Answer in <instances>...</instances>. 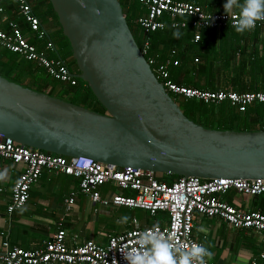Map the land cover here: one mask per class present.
Wrapping results in <instances>:
<instances>
[{"label": "water", "instance_id": "water-1", "mask_svg": "<svg viewBox=\"0 0 264 264\" xmlns=\"http://www.w3.org/2000/svg\"><path fill=\"white\" fill-rule=\"evenodd\" d=\"M104 113L0 75V136L117 168L201 179L264 178V129L208 128L190 120L142 55L118 0H49Z\"/></svg>", "mask_w": 264, "mask_h": 264}, {"label": "built area", "instance_id": "built-area-1", "mask_svg": "<svg viewBox=\"0 0 264 264\" xmlns=\"http://www.w3.org/2000/svg\"><path fill=\"white\" fill-rule=\"evenodd\" d=\"M13 1L35 39H44L45 32L40 29L39 18L33 13L27 0ZM137 1L145 8V13L135 19V23L143 32L139 49L146 57L158 82L174 100L194 99L206 105L225 102L238 112L245 111L253 103H264V90L214 91L178 84L170 78L169 72V67L178 64L172 57L175 50L172 49L170 57H165L161 61L149 53L150 33L165 29L167 26L172 29H190L194 33L193 42H198L202 29L233 27L239 13L228 12V16L225 13H207L199 5L181 0ZM209 18L210 20L206 22ZM255 27L264 28V20L257 21ZM0 47L34 62L53 79L70 86L76 84V77L62 60L46 57L27 40L26 35L13 22L8 23L7 31L0 29ZM52 48V43L46 41L45 49ZM4 160L22 167L11 189L8 213L24 205L30 187L37 181L41 172L47 170L77 179L79 191L88 196L93 203L139 208L152 215L163 212L167 220L163 224L141 228L133 219V226L130 229L122 234L110 236L106 243L87 240L75 246H68L65 243V231L59 226L46 242L32 249L11 246L4 241L3 251L0 252V264H116V262L127 264L117 247L121 250L145 251L146 249L139 248L137 244L141 233L158 235L168 243L174 256L178 257L177 249L189 251L193 246L202 245L192 235L195 216L218 217L233 229L250 230L264 235V210H242L224 198L228 191L249 196L261 195L264 193V178L179 177L171 184H167L158 180V174L150 170L117 168L89 158H66L62 155L48 154L0 136V162ZM109 182L120 190H132L134 194L128 196L115 193L109 201L102 199L99 187ZM74 195V192H70L64 201L67 211L71 210L74 204ZM259 258L264 260V253H260ZM203 259L204 264H212L207 256Z\"/></svg>", "mask_w": 264, "mask_h": 264}, {"label": "crops", "instance_id": "crops-1", "mask_svg": "<svg viewBox=\"0 0 264 264\" xmlns=\"http://www.w3.org/2000/svg\"><path fill=\"white\" fill-rule=\"evenodd\" d=\"M47 1L27 0L36 16L45 12ZM181 1L199 5L207 13H225V0ZM10 2L0 0V29L7 31L9 22L22 26L27 40L39 41L43 50H46L47 37L35 39L25 20L21 19L17 4ZM229 12L239 13V10L233 8ZM39 22L40 29L47 36L60 28L53 15L42 16ZM175 30L180 35L176 38L171 33L164 36L163 52L158 45L154 56L157 60L158 57L164 60L170 57L172 49L175 50L172 57L178 64L169 67L170 76L176 75V79L182 81L183 85L214 91L264 90V28L255 27L244 33H237L230 26L206 28L200 31L198 42H193L194 33L190 29ZM21 171L20 165L7 160L0 162V252L3 251L4 241L23 249L39 247L59 226L65 231V243L75 246L87 240L106 243L110 236L130 229L133 219L141 228L163 224L167 220L163 212L152 215L139 208L93 203L79 191L77 179L47 170H43L30 187L24 205L8 213L11 189ZM70 192L75 193L74 204L67 211L64 201ZM99 193L102 199L108 201L115 193L128 196L134 194L132 190H120L110 182L99 187ZM225 198L242 210L264 208V193L249 196L228 191ZM122 217L126 219L121 220ZM192 235L212 253L211 258L208 257L212 264H264V260L259 258V254L264 253V235L260 233L233 229L218 217L195 216Z\"/></svg>", "mask_w": 264, "mask_h": 264}, {"label": "trees", "instance_id": "trees-1", "mask_svg": "<svg viewBox=\"0 0 264 264\" xmlns=\"http://www.w3.org/2000/svg\"><path fill=\"white\" fill-rule=\"evenodd\" d=\"M10 1L13 3V0ZM118 1L121 4L122 12L128 27L137 45L140 47L143 32L134 21L143 13L144 8H142L141 4L137 0ZM47 14L54 16L55 22L58 26L56 14L52 9L49 0L47 1L45 12L41 14V16L38 15L37 17L41 19L42 16L45 17ZM21 19H23V17ZM19 28L22 31L23 27L21 26ZM176 31L177 30L175 29H169L167 26L164 30H157L148 34L150 42V55H154L156 53L158 45L161 46V51L163 52V37L167 36L168 33L173 34ZM163 32L166 34L163 35ZM46 37L47 39H45ZM44 39L52 43V49L43 50L44 47L39 43V41L33 39H28V41L33 43L36 49L42 51L46 57L59 58L70 72L76 73L77 67L72 57L70 46L64 37L62 30L58 27L57 32L52 35L47 36L45 33ZM67 56H70L72 61L65 60ZM162 59L163 57H158V61H161ZM0 75L28 88L45 92L51 96L84 106L93 111L104 113L103 107L97 102L85 81L76 78V84L74 86L62 83L48 76L45 70L37 66L34 62L26 60L18 54L12 53L4 48L0 50ZM170 78L178 84H183L182 81H178L176 79V75L174 76L171 74ZM175 101L187 118L201 124L204 127L237 130L264 129V103H253L249 105L245 111L238 112L236 108L229 106L225 102L217 105H206L194 99L184 100L176 98ZM42 152L53 154L46 151ZM179 177L181 176L174 174L157 175L158 180L164 181L167 184H171ZM259 210L263 211L264 208L262 207Z\"/></svg>", "mask_w": 264, "mask_h": 264}, {"label": "clouds", "instance_id": "clouds-1", "mask_svg": "<svg viewBox=\"0 0 264 264\" xmlns=\"http://www.w3.org/2000/svg\"><path fill=\"white\" fill-rule=\"evenodd\" d=\"M233 8L239 10L238 18L233 25L234 31L237 33L252 30L257 21L264 20V0H225L223 9L227 16L228 12ZM179 35L178 32L173 33L174 38ZM124 219L126 218H121V220ZM117 222L120 223L121 221ZM137 244L139 248L146 250L138 251L133 249L129 251L121 250V248L117 247L127 264H193L194 261L196 264H204L203 258L205 256L211 258L212 256V253L205 247L196 245L189 251L177 249L179 256L175 257L173 252L170 251L168 243L155 234L141 233ZM113 260L115 259L113 258Z\"/></svg>", "mask_w": 264, "mask_h": 264}, {"label": "rangeland", "instance_id": "rangeland-1", "mask_svg": "<svg viewBox=\"0 0 264 264\" xmlns=\"http://www.w3.org/2000/svg\"><path fill=\"white\" fill-rule=\"evenodd\" d=\"M55 38V37H54ZM67 61H72V58H70V56H67L66 59Z\"/></svg>", "mask_w": 264, "mask_h": 264}]
</instances>
